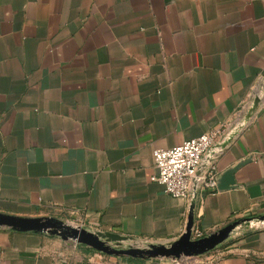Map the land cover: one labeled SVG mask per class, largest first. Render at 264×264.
<instances>
[{
	"label": "crops",
	"instance_id": "obj_1",
	"mask_svg": "<svg viewBox=\"0 0 264 264\" xmlns=\"http://www.w3.org/2000/svg\"><path fill=\"white\" fill-rule=\"evenodd\" d=\"M263 74L264 0H0V214L173 241L190 202L150 180L153 150L242 120L216 161L234 183L192 227H244L189 264H264ZM79 244L0 228V264H120Z\"/></svg>",
	"mask_w": 264,
	"mask_h": 264
},
{
	"label": "built area",
	"instance_id": "obj_2",
	"mask_svg": "<svg viewBox=\"0 0 264 264\" xmlns=\"http://www.w3.org/2000/svg\"><path fill=\"white\" fill-rule=\"evenodd\" d=\"M256 94L261 101L264 98V87H259ZM242 123L241 120L233 127L219 126L170 148L154 149L152 156L156 172L150 180L162 185L164 192L170 196L184 199L187 202L196 200L203 192H216L220 176L216 167L217 157L221 150L219 144L232 136ZM66 227L70 228L58 222L51 229L55 231V234H61L64 229H67ZM75 228H82V225L75 226ZM204 236L206 235L200 229L191 227V240ZM190 257L192 256H186L188 259ZM193 257H198V255ZM170 262V264H189V261H182L180 258H172ZM84 264L100 263L86 262Z\"/></svg>",
	"mask_w": 264,
	"mask_h": 264
},
{
	"label": "water",
	"instance_id": "obj_3",
	"mask_svg": "<svg viewBox=\"0 0 264 264\" xmlns=\"http://www.w3.org/2000/svg\"><path fill=\"white\" fill-rule=\"evenodd\" d=\"M259 101L260 99L256 95L253 98L252 104L247 111L245 119L249 118L251 112L254 111V109L257 107ZM232 136L220 143V147H224L229 142ZM232 172L233 169H229L219 176L217 190L227 189L230 185H233V180H231V178H228V176H230ZM193 207L194 200L190 202L184 231L177 239L164 244H149V247L145 249L138 247L115 248L110 246L108 244L109 242H114L118 245L123 241L131 239L127 236H123L114 232H91L84 228L77 229L70 227L65 231V233H68V235L74 238L77 243L84 244L87 247L93 248L94 250L105 254H112L117 256L127 255L134 258H150L158 256L165 258H179L180 256H195L203 254L215 248L217 245L221 244L228 238L231 231L239 223L238 221L231 222L202 238L191 240L190 230L193 223ZM0 224L6 225L13 229L32 230L36 232L46 231V233H55V231L52 230L51 227H54L56 225L55 222H48L47 219L44 218L17 217L4 214H0Z\"/></svg>",
	"mask_w": 264,
	"mask_h": 264
},
{
	"label": "rangeland",
	"instance_id": "obj_4",
	"mask_svg": "<svg viewBox=\"0 0 264 264\" xmlns=\"http://www.w3.org/2000/svg\"><path fill=\"white\" fill-rule=\"evenodd\" d=\"M32 218H44V219H47L48 222H52V223L53 222H56V223L62 222V223L66 224V225H68L69 227H72V228H75V226H78V225H82V228L90 231L89 230L90 227L85 222H83L82 220H80L79 217H77V216H74V215L72 216V214H67V213H62V212H60V213L59 212L58 213H55V212H47V213H45L42 216L32 217ZM248 221L249 222L252 221L255 224L256 222L264 221V218L261 217V216H257L256 218L248 219ZM236 227L231 231L232 234H235L237 232H239V233L241 232V229L240 228L244 227V221H239V223H238V225ZM0 228H9V227L6 226V225L0 224ZM68 229L69 228H67L66 230H68ZM66 230L64 229V231H62L61 234H55V233H49V234H52L55 237L60 238L61 240H63L65 242V244H66L65 247H67V249H69L70 251L79 252L80 251L79 249H80V246L81 245L79 243H77L74 238L70 237V235H68V233H65ZM231 233L229 235H231ZM108 244L110 246H112V247H115V248L138 247V248L145 249V248H148L149 247V244H147L145 242H140V241L132 240V239L127 240V241H123L120 244H118L117 246H113V245H115L114 242H109ZM214 249H212V250H214ZM92 251L95 252V250H92ZM98 253H100L103 258H106V255H108V254L101 253V252H98ZM212 253H216V252L213 251ZM205 254L206 253L199 254L198 257L201 259V258H203V256ZM111 256H114V255H111ZM179 258L182 261H186V260L187 261H189V260L191 261L193 258L195 259L196 257H193L192 256V257H190L188 259V258H186V256H182V257L180 256ZM170 259H172V257L165 258V257H159L158 256V257H150V258H147V257H145V258H134V257H130V256H127V255H120V256H118V260H119V263L120 264H129V261H134V260L135 261L157 260V261H164V262H167L168 264H170L171 263L170 262Z\"/></svg>",
	"mask_w": 264,
	"mask_h": 264
},
{
	"label": "bare ground",
	"instance_id": "obj_5",
	"mask_svg": "<svg viewBox=\"0 0 264 264\" xmlns=\"http://www.w3.org/2000/svg\"><path fill=\"white\" fill-rule=\"evenodd\" d=\"M245 119V118H244Z\"/></svg>",
	"mask_w": 264,
	"mask_h": 264
}]
</instances>
